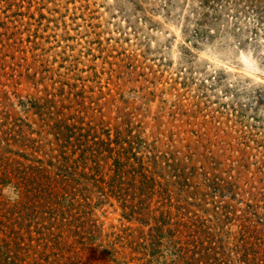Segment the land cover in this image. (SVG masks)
I'll return each instance as SVG.
<instances>
[{
  "label": "rangeland",
  "instance_id": "1",
  "mask_svg": "<svg viewBox=\"0 0 264 264\" xmlns=\"http://www.w3.org/2000/svg\"><path fill=\"white\" fill-rule=\"evenodd\" d=\"M235 1L0 0V264H264V1Z\"/></svg>",
  "mask_w": 264,
  "mask_h": 264
},
{
  "label": "trees",
  "instance_id": "2",
  "mask_svg": "<svg viewBox=\"0 0 264 264\" xmlns=\"http://www.w3.org/2000/svg\"><path fill=\"white\" fill-rule=\"evenodd\" d=\"M206 2H204V3H207L208 2V0H205ZM237 1V0H236ZM235 1V2H236ZM263 2L264 0H240V2H238V4H240V3H243V5H245L247 2L250 4V5H247V7L246 8H249V7H253V8H257L256 7V5L258 4V2ZM246 8L244 9H241V10H239V11H241V12H244L245 10H246ZM239 11L237 12L238 14H239ZM126 208H129V213H128V215L129 216H131V217H138V215H139V211H137V209H135V207L133 206V205H130V206H126ZM139 220V219H138ZM243 247V249H244V253H245V257H246V255H247V253H248V251H249V243L248 242H245L244 243V245L242 246ZM260 257H264V251H262L261 253H260ZM259 257H247L245 260H252V259H258ZM189 264H192L191 262H189Z\"/></svg>",
  "mask_w": 264,
  "mask_h": 264
},
{
  "label": "clouds",
  "instance_id": "3",
  "mask_svg": "<svg viewBox=\"0 0 264 264\" xmlns=\"http://www.w3.org/2000/svg\"><path fill=\"white\" fill-rule=\"evenodd\" d=\"M6 194L9 195V198L15 202L20 198L19 193L13 190V186H8V189L6 190Z\"/></svg>",
  "mask_w": 264,
  "mask_h": 264
}]
</instances>
